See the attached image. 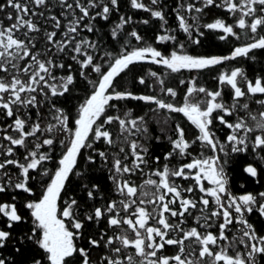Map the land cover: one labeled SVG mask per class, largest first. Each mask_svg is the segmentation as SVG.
I'll return each mask as SVG.
<instances>
[{
	"label": "snow or ice",
	"instance_id": "1",
	"mask_svg": "<svg viewBox=\"0 0 264 264\" xmlns=\"http://www.w3.org/2000/svg\"><path fill=\"white\" fill-rule=\"evenodd\" d=\"M129 3L132 9L149 13L151 19L161 22L160 27L165 34L158 35L156 43L172 42L179 49H185V43L179 42L177 36L168 34L172 30L166 27L168 20L161 7L162 0H150L151 5L156 7H150L143 0H129ZM212 7L224 8L237 17L236 23L229 25L217 19L204 27L223 33L219 37L221 40L229 36L239 39L234 31V28H239L251 34V42L235 47L226 56H192L175 50L165 56L157 48L148 45L135 29L125 31L127 25L149 24V19L134 22L131 16L121 15L110 32L113 40L123 38L117 53L104 50L98 40L82 38L81 32L95 33L97 29L94 22L109 21L114 12L120 11L119 0H4V3H0V12H4L5 8L12 10L6 15L10 24L6 25L0 19V116L11 120V123L0 129L4 132L2 140L7 141V145L0 143V157H3L0 159V194H11V202L0 201V220H3V226H0V249L15 239L17 226L28 223L22 212V209H27L31 227L19 237L18 243L23 245L30 241L34 246L36 252L32 264H92L90 249L101 246L108 249L111 255L102 256L99 264H259L258 257L264 260V235H258L245 218L254 211L264 217V202H261L264 201V192L258 196L249 193L236 197L228 191L227 176L220 157L215 155L218 152L227 155V152L212 128L214 121H219L230 130L226 140L232 152L247 151L250 140L251 151L264 152V111L260 112L259 119L249 113L255 122L254 126L249 125L243 117L235 123L228 120L238 108L248 110L249 104L241 103L245 98L264 97V77L250 80L238 67L222 72L217 80L219 85L230 89L231 105L224 103L222 90L198 87L195 79L180 80V85H188L182 105L157 95L117 91L116 87L117 78L137 63L156 64L170 73L202 71L237 58L255 59L250 54L264 50V0H221L220 3L217 0H197L196 3H179L173 11L178 27L187 36L188 42L199 45L201 41L198 37L204 33L200 31L199 25L190 24L184 13L201 14ZM198 18L191 17L193 21ZM132 39L137 44L144 42L145 46L129 50ZM41 43L42 48L38 47ZM65 59L79 66L76 70L79 77L92 89L79 106L76 116L57 107L52 99H67L77 83L72 64L66 65L63 62ZM57 69H67V74L57 77L54 74ZM92 73L96 74L95 78H91ZM149 75L159 84V92L175 101L178 95L176 89L166 86L157 72L150 71ZM139 83L144 85L146 81L140 77ZM200 94L206 99L196 100ZM123 100L154 105L150 111L157 114L160 110L182 114L197 132L195 139L189 141L185 128L179 123L175 124L172 129L175 138L172 135L167 137L171 151L163 156V160L169 163L152 171L151 176L158 179L150 176L140 185L141 190L145 185L154 189L150 194L143 192L144 196L150 195L149 199L138 198L137 186L125 178L143 172L144 166L149 164L146 158L148 148L138 139H130L148 133L147 121L144 116L131 118V112L125 113L123 117L107 115V110L115 107L113 101ZM255 102L264 107V98H258ZM45 104L49 113L47 125L42 124L44 117L41 108ZM21 109L25 110L27 119L22 117ZM31 109L36 110L35 120H32ZM169 119L166 117L164 123L167 124ZM114 123L119 128L120 135L117 138L106 127ZM8 129L16 135L8 134ZM61 132L67 133L70 139L67 143L59 141L64 150L56 159V167L52 171L45 165L53 160L52 151L57 143V134ZM30 138H34V141ZM117 140L120 141L118 150ZM100 142L112 149L109 179L120 199L108 201L103 207L92 205L89 208L85 204L81 212L80 201L69 197L61 207L62 194L67 195L66 186L70 176L85 175L77 170L82 150L93 149L95 152V156L89 154L86 157V164L96 165V157L102 162L101 167L109 164V153L93 148L94 144ZM197 143L201 149H210L214 155L205 157L200 152L199 158L193 157L190 162L170 167L174 157L183 160L191 156L190 150ZM124 145H127V150ZM17 149L25 150L23 162L16 159ZM160 162L161 158L156 157L155 164L159 165ZM9 166L18 172L12 173ZM245 171L251 177L257 176V169L253 166L246 167ZM45 177L47 183L38 199H26L20 205L16 203L19 193L34 195L30 183L32 180ZM177 179L194 183L182 186L176 183ZM82 187L88 201L97 198L98 184L85 182ZM197 190L201 193L199 199L191 198V194ZM185 193L189 195L185 196ZM197 212L200 215L194 216ZM188 216H194L195 223L204 231L198 230V227L185 230L183 225ZM170 218H177L176 222H170ZM102 220H106L107 228L113 230L112 235L104 231L99 238L84 236L82 230L86 228V222L99 224ZM150 221L155 223L150 224ZM236 225L241 227L237 229ZM213 227L217 229L216 233L208 231ZM230 232L239 235H233L230 240ZM82 237L87 247L77 245L76 241ZM236 244L241 245L243 251L235 250ZM166 246H175L176 253L164 255ZM129 249L133 250L132 254L121 259V254L127 253ZM230 249L235 250L234 255L229 254ZM14 250L19 253L21 247ZM10 259L0 255V264H9Z\"/></svg>",
	"mask_w": 264,
	"mask_h": 264
},
{
	"label": "trees",
	"instance_id": "2",
	"mask_svg": "<svg viewBox=\"0 0 264 264\" xmlns=\"http://www.w3.org/2000/svg\"><path fill=\"white\" fill-rule=\"evenodd\" d=\"M143 2L150 7H156L151 5L150 0H143ZM218 3L221 0H217ZM0 3H4V0H0ZM179 3L186 4L185 0H162L161 7L163 8L164 12L166 13V18L168 20L167 28L172 30L168 34L177 36L179 42L185 43V49L181 50L177 47V45L173 44L172 42L167 43H156V37L161 34H165L161 27L160 21L151 19L150 14L143 12L141 10H134L130 7L129 0H119L120 4V11L114 12L111 16L109 21L105 22L103 20H97L94 22V26L97 29L95 33H87L81 32V37H87L89 39L98 40L102 45L104 50L107 51H114L119 52L121 45L123 43V38L119 41L113 40L111 38L110 32L112 27L119 21V17L121 15L124 16H131L133 21H140L144 19H149V24L143 23H132L126 26V32H130L132 29H135L139 34L144 37V41L151 45L157 50H160L165 56L171 54L173 50L180 51L183 54H188L192 56H226L231 53V51L238 46H242L246 43H250L251 40L249 39L250 33H246L245 31L240 30L239 28H234V31L239 35V39L235 37L229 36L225 40H221L219 37L222 35L219 31L210 30L204 27V25L213 23L217 19L222 20L226 24L235 25L236 23V16L231 15L228 13L224 8H216L212 7L210 9H205V11L201 14L192 13L189 14L188 22L190 24L195 23L200 26V31L204 34L199 36L200 44H191L187 40V36L179 29L178 21L176 19V14L173 11L174 8L177 7ZM188 3H191L188 0ZM199 6V5H198ZM58 11V10H57ZM12 12L11 9L5 8L4 12H0V19L4 20V23L10 24L11 21L6 19L7 13ZM14 14V13H13ZM192 16H198L199 18L196 21L191 19ZM87 23V21H85ZM44 27H48L44 25ZM49 30H51L49 28ZM19 35V34H18ZM195 36V32H194ZM145 43L142 42L141 44H137L134 39L131 40V44L129 46V50L135 47H143ZM38 47H43V44H39ZM254 55L255 59H245V58H237L236 60L226 61L222 65L215 66L210 69L202 70V71H187L181 70L179 73H170L169 70L163 68L162 66L150 63H137L130 66V69L126 73H122L121 77L117 78V91H129L132 92L134 95H157L162 99H166L169 102H173L177 105H182L184 102V95L187 88V83L184 85H180V80L190 81L195 79L196 85L203 86L208 90H222L223 101L227 105L232 104L231 99V91L227 86H221L218 83L217 77L222 72H228L235 68L243 69L245 75L248 79L254 80L258 77H264V50H256L254 53L250 54ZM66 65L71 63L73 74L76 76V85L74 87V91L72 92L71 96L67 99L65 97H56L52 98L56 102L57 107H62L64 110L70 111L72 116L77 115V110L79 106L83 103L84 99L91 93V86L87 84L86 81L82 80L78 72V65L73 63L70 60L65 59L63 61ZM102 63L101 61H97ZM150 71L157 72L158 75L164 79L166 86H171L176 89L178 95L175 101H172L170 97L164 96L162 93L159 92V84L156 82L155 78L149 75ZM57 77L66 75L67 69L61 70L57 69L54 73ZM96 74L92 73L91 78H95ZM140 77H143L146 81L144 85L139 83ZM243 86V84H242ZM67 96V94H66ZM200 97H204L203 94L199 95ZM261 97H251L245 98L244 101L241 103L247 102L249 104L248 110H241L237 109L233 116L228 117L229 122L235 123L238 118L243 117L249 125L254 126V121L250 118L249 113L254 115L259 119V114L261 111H264V107L257 104L255 101L256 99ZM38 99H43V97H38ZM206 99V97H204ZM115 107H110L107 110V115H120L121 117L124 116L125 113L131 112V118H137L140 116H144L145 120L147 121V128L148 133L138 136V137H130V139H138L140 143L144 144L148 148V155L147 159L149 160V164L144 166L143 172H137L135 176L125 177L131 181L136 182V186L139 187L146 179L151 176L152 171L156 170L157 168H162L164 163H169L163 160V156L171 151V143L168 140V136L172 135L175 138V134L172 131L175 124H181L186 130V136L189 141L195 139L197 134L194 127L179 113H167L164 110H160L159 114L156 112L150 111L151 108H154V105L147 104L143 101H134V100H123V101H113L112 102ZM20 113L23 118L27 119L25 115V110L21 109ZM36 110L31 109L32 120L36 119ZM41 113L44 117L42 124L47 125L49 122V113H48V106L45 104L41 108ZM166 117H170L168 123H164V119ZM32 120L29 121V124L32 123ZM8 123H11V120L6 119L0 116V128L3 129ZM109 131L112 132L113 137H119V128L117 124H112L110 126H106ZM213 131L215 132L216 136L219 137L221 142L225 141L227 136V129H225L218 121H214L212 126ZM8 134L15 136L16 133L12 132L11 129H8ZM258 134V133H257ZM4 135L3 131H0V143L7 144V141H3L2 137ZM157 137L159 138V142L157 141ZM57 143L54 146V151H52L53 160L46 163L45 167L49 168L50 170L54 171L56 167V159L59 158L60 154L63 152V148H61L59 141L64 140L65 143L68 142L70 137L67 133H58L57 134ZM30 140L34 141V138H30ZM120 146V141L117 140V150ZM127 150V145H124ZM94 149H98L100 151H106L109 153L110 159L109 164L101 167L102 162L97 159L96 165H88L86 164V157L89 154L95 156V152L93 149H86L82 150L83 155L78 160V167L77 170L84 172L83 177H77L75 175L70 176L69 183L66 186L67 195L62 194V199L60 201V206H63V201L68 199L69 197H74L78 199L81 203L80 211H84L85 204L91 208L92 205L103 207L104 204L111 200H119L120 197L116 194L114 190V185L112 181L109 179L110 173L108 171L109 167L111 166V152L112 149H109L107 145L103 144L102 142L96 143L93 145ZM44 151V149H41ZM192 155L186 157L185 159L181 160L180 157L176 156L170 162V167H178L182 163L190 162L193 157L199 158L200 152L204 153L205 157H209L214 155L210 149L204 148L201 149L199 144L193 146L190 150ZM24 149H17L16 150V159L21 160L23 162V154ZM227 155L224 152L215 153L220 157L221 164L224 168V172L227 176V187L228 191L236 197L245 194H253L257 195L260 192H264V152L257 150V152L251 151V140L249 141V148L245 152H232L227 150ZM160 157L161 162L159 165L155 164V158ZM3 159V157H0ZM248 166H253L257 169V176L251 177L246 171L245 168ZM9 169L12 173L18 172L17 169L12 168L9 166ZM33 175H36L33 173ZM142 176L139 178V176ZM87 178V180L85 179ZM153 179L154 177L151 176ZM140 179V180H139ZM136 180H139L138 183ZM88 182L89 184L96 183L99 185V192L97 193V198L94 201H88L86 197V192L82 187V184ZM34 195L28 196L27 194L19 193L18 200L16 203L18 205L22 204L24 200H36L40 197L41 193L44 191V186L47 183V178H39L36 180H32L31 182ZM176 183L182 186H190L192 185L191 180H181L177 179ZM151 187H145L143 190L139 188L137 197L141 198L140 194L149 190V194L151 192ZM189 194L185 193V196ZM101 197L103 199H101ZM149 196L143 197L142 199H149ZM191 198L199 199L198 191H195L191 194ZM259 198V197H258ZM0 201H7L11 202V194H0ZM264 202V201H263ZM22 212L25 214L28 223L25 225L17 226L15 229V239H13L4 249H0V255L10 257L9 264H32V257L35 255V248L31 245L30 241H26L23 245L18 243L19 237L23 235L30 227H31V218L27 214V209H22ZM200 215V213H195L194 216ZM194 216H188L185 224L183 227L187 230L190 227H198L195 223ZM256 229L258 235H264V217H261L258 212L254 211L251 214H247L245 217ZM177 219V218H176ZM176 219H172V223L176 222ZM203 222V221H202ZM0 226H3V220H0ZM126 227V226H124ZM237 229L240 228V225L235 226ZM198 230L202 231V229ZM84 232V236L92 237V238H99L100 234L104 231H108L109 235H112L111 229L107 228L106 220H102L97 224L96 222H86V228L82 230ZM210 231L216 233L217 229L215 227L210 228ZM229 239L233 235H239L236 232L228 233ZM79 247H87L86 240L82 237L81 239L76 241ZM223 243V242H222ZM103 245V242H101ZM238 248H237V247ZM16 247H21V251L19 253L15 252ZM235 250L243 251V247L239 244L235 245ZM233 250V251H235ZM131 249L127 250V253L121 254V259H125L126 255L132 254ZM177 251L175 246L167 247L163 250V254H175ZM231 252V249H230ZM232 253V252H231ZM234 254V253H233ZM105 255H111L108 249H105L103 246L100 248H91L90 249V259L92 264H99L100 258ZM39 258V257H37ZM138 259V258H137ZM259 264H264V260L257 258ZM126 264V262H125Z\"/></svg>",
	"mask_w": 264,
	"mask_h": 264
},
{
	"label": "rangeland",
	"instance_id": "3",
	"mask_svg": "<svg viewBox=\"0 0 264 264\" xmlns=\"http://www.w3.org/2000/svg\"><path fill=\"white\" fill-rule=\"evenodd\" d=\"M191 3H196L197 2V0H189ZM185 2H186V4L188 3V0H185ZM199 5V4H198ZM197 5V6H198ZM187 17H189V14L188 13H184ZM214 23V22H213ZM216 31H218V30H216ZM220 32V31H219ZM221 33V32H220ZM222 35H223V33H221ZM178 53H182V52H180V51H178ZM183 54V53H182ZM261 98H264V97H261ZM196 100H202V99H204V97L202 98V97H200L199 95L195 98ZM183 104V103H182ZM219 122V121H218ZM224 127V126H223ZM225 129H227V133L229 134L230 133V130L228 129V128H226V127H224ZM1 129V128H0ZM195 129V128H194ZM196 130V129H195ZM227 134V135H228ZM217 137V136H216ZM227 137V136H226ZM217 139L219 140V137H217ZM220 141V140H219ZM221 142V141H220ZM221 144L224 146V148H225V151H227V150H229V151H231V145H229L228 143H227V140H226V138H225V141H223V142H221ZM7 145V144H6ZM142 176L140 175L139 176V178H141ZM154 178L153 179H158L157 177H155V176H153ZM142 179V178H141ZM140 180V179H139ZM139 180H136L138 183L140 182ZM134 184H136V182L135 181H132ZM192 183H194L193 181H192ZM144 183H142L141 185H143ZM205 184H206V186H208L207 185V182H205ZM147 186V185H146ZM147 187H151V186H147ZM138 188V190H139V188H140V186L139 187H137ZM152 191H154V189L152 188L151 189V192ZM198 191V190H197ZM146 192H149V190H147ZM150 192V193H151ZM199 193V192H198ZM138 194V193H137ZM200 195H201V193H199V197H200ZM140 196H141V198H143V197H146V196H144L143 195V191H142V194H140ZM261 202H263V201H261ZM149 208H151V206H149ZM172 219H176V218H170V222H172ZM155 223V221H150V224H154ZM202 231H204V229H202ZM208 231H210V229H208ZM222 243V242H221ZM168 248L169 247H171V246H167ZM237 247V246H236ZM238 248V247H237ZM232 252V253H231ZM231 252H230V250H229V254L230 255H234L235 254V251H233V249H231ZM234 253V254H233ZM165 255H168V256H172V255H174V254H165Z\"/></svg>",
	"mask_w": 264,
	"mask_h": 264
}]
</instances>
